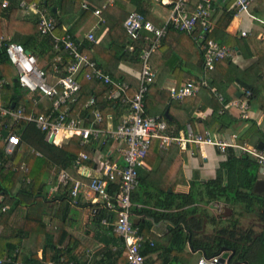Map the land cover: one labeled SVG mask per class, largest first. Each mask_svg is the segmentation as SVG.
<instances>
[{
	"label": "trees",
	"instance_id": "1",
	"mask_svg": "<svg viewBox=\"0 0 264 264\" xmlns=\"http://www.w3.org/2000/svg\"><path fill=\"white\" fill-rule=\"evenodd\" d=\"M22 1L27 4L36 2L39 9L47 7L56 21L55 33L60 36L65 34L74 36L87 14L65 30V25L70 24V20H67L68 17H66L70 14V0H8L7 7H3L2 0H0V37L5 38V42L23 44L27 50L39 57H44L47 61L54 60L56 53L53 51L49 37L43 36L41 39L38 37L39 14L34 13L31 18L26 19L17 17ZM261 1L264 0H255L252 4L250 8L252 15H264V6L256 5ZM141 2L142 0H133L137 11L148 19L149 10L141 5ZM55 6L57 7L56 11L53 10ZM88 11L89 9L86 13ZM220 11V17L210 37L221 43H226V40H223L220 35L233 21L235 9L226 5ZM124 20L119 21L113 26L114 30L109 32L111 37L108 42L112 43L109 50L118 56V62L137 64L140 63L141 54L146 47L145 35L148 33L142 31L135 39H131L124 29ZM162 26L163 24L157 27ZM172 31L192 39L186 32L179 31L169 25L167 33ZM97 38L94 42H90L86 38L81 42L80 48L82 52L88 54L97 61L99 66L103 67L99 53L100 46H103L105 42L97 43ZM193 44L195 43L193 42ZM130 46H133V50L129 49ZM63 53L67 60V54ZM196 54L198 55L197 70L204 74L203 53L198 48ZM173 57V71H182V67L177 68V61L181 60L182 56L175 52ZM225 64L230 66V59L218 61L215 69L209 70L208 86H202V90L210 92L216 86V71H219ZM187 73H191L190 80L198 82L199 77L196 74L193 76V73L188 70ZM85 74L86 69L78 76L82 89L73 105L74 114L81 111L88 116L92 108H86L84 104L92 98L95 100V107L101 110L104 118L114 108L121 107L120 102L108 99L110 89L108 85L100 81H90ZM111 74L118 79L122 78L113 72ZM5 78L6 82L1 84V80ZM14 78L13 65L6 53L5 46L2 45L0 46V101L4 105L11 102L24 105L28 113L31 110H35L37 114L47 113L51 106L50 101L42 99L40 103L35 104L32 98L27 95V90L15 82ZM124 80L127 81V79ZM180 83L178 81V85ZM246 87L252 92L251 101L255 96V90H253L255 87L252 85H246ZM157 93L158 90L153 84L144 97L147 115L155 114L153 112L154 103L151 99L153 94ZM217 100L218 98H214V101L217 102ZM229 100L230 98H226L225 102L227 103ZM223 108V105L217 104L215 110ZM159 116L167 121L168 133L173 137H179L180 130L185 129L184 124H178L177 129L174 130L170 128V125L176 123L177 120L170 121L163 112ZM169 116L172 117L171 113ZM228 127V124L215 118L210 132L227 130ZM14 131L20 135L21 145L11 157L5 159L7 163H0V197H3L0 200V223L7 224L11 228L9 235L0 234V258L11 259L3 264H19L21 262L41 264L44 261H59L61 258H64L63 264L71 262L83 264L86 249L90 248L91 242L90 240L82 241L70 231V221L65 220L70 212V203L66 202L68 198L66 190L60 197V200L63 201L58 203L56 196L55 198L49 197L50 189L45 180L52 169L57 172L55 178L62 169L72 170L73 163L81 152L89 155V159L84 161V164L92 165V155L97 149V141L91 140L89 144L82 145L81 139L75 136L65 142L51 143L47 140L45 132L37 128L35 124L26 121L18 122ZM255 131L256 139L251 142L255 147H258L260 143H264V132L258 128ZM205 132L201 131V133ZM250 136V133L238 136L237 143L244 144L246 140H250ZM107 145L108 142H105L100 147L105 149ZM172 145L164 148L160 146L159 140L154 139L144 165L138 168V185L132 193L133 205L130 208V218L145 238L142 253L148 257L157 253L161 264H187L191 259V251L188 250V246L193 251L203 252L206 257L218 255L223 248H227L233 253L231 258L233 264H264V192L255 191L260 170L258 162L245 154L238 156L232 148H228L227 159L221 162L214 178L203 181L196 173L195 177L188 182L189 191L178 192L176 184L186 183L185 181L178 179L173 182L171 177L155 178L159 174L164 160L167 159L168 150ZM0 153L1 156L5 155L1 137ZM38 153L41 155L39 156ZM168 157L171 159V156ZM23 162L29 169L24 174L20 170ZM154 163L157 164L155 168ZM169 163L171 164V160ZM180 163L181 161L177 165ZM145 165L150 166L151 170L145 169ZM28 179L30 182H27ZM17 187L18 191L14 193V189ZM120 191L119 180L109 181L108 192L114 203H116ZM215 204L221 208L224 206L225 210H228L226 209L228 207L233 213L226 217L225 212L216 215L211 210ZM6 205L9 206V209L7 212H3L2 207ZM81 206L92 208V225L98 235L97 239H92V241L94 244L103 243L106 263L117 264L121 258L128 262L124 240L113 231L112 225L103 224L105 219L112 223L117 214L106 207L95 208L89 203H82ZM245 220L247 222H244ZM156 225L160 226V231L155 229ZM207 225L214 227L211 233H207L205 230ZM114 247L117 249L114 250ZM39 252L42 253V257L38 255ZM148 260L150 261V259ZM150 264L154 263L150 261Z\"/></svg>",
	"mask_w": 264,
	"mask_h": 264
},
{
	"label": "built area",
	"instance_id": "2",
	"mask_svg": "<svg viewBox=\"0 0 264 264\" xmlns=\"http://www.w3.org/2000/svg\"><path fill=\"white\" fill-rule=\"evenodd\" d=\"M191 1L195 3L192 10H190ZM254 1L177 0L172 3L171 15L162 27H157L137 11L130 12L123 23L129 37L135 39L142 31L148 33L145 35L147 44L141 54L142 69L139 76V87L132 96L129 95V83L104 72L96 60L81 51V42L74 36L70 34L55 35L56 21L48 14L47 9H39L37 3L27 4L22 1L21 8L39 14L41 35L50 36L54 50L67 52L69 59L64 61L63 57L58 55L51 70H47L42 58L32 52L27 53L23 44L5 42V38L0 37V46H5L15 71V78L20 86L27 90L35 104L40 103L42 99H48L51 103L47 113L37 114L34 110L28 113L24 105H17L16 102H11L8 105L0 102V135L1 130L8 131V135L4 138L6 158L11 157L21 145V137L14 131L16 124L21 121L35 124L37 128L46 133L48 141L53 137L52 143L58 144L62 138L69 139L75 136L81 139L82 145L89 144L91 140L97 141L98 146L94 151L98 153L97 159L100 161L101 172L96 176L90 173L86 174L84 161L89 159V155L81 152L72 167V170H75V173L77 172L80 176H75L72 170L62 169L56 178L57 183L54 188L58 189L64 186L69 202L71 199L75 205L87 202L95 208L101 206L113 210L117 214L116 219L112 223L105 219L103 224L112 225L113 231L124 240L128 264H148L146 256L141 251L145 238L139 228L134 226L130 218V208L133 205L132 193L138 185V168L144 165L154 139H158L160 146L164 148L173 143H184L191 146L211 145L226 154L228 148L237 149L242 154L255 159L260 167H264V149L247 144H237L234 141L214 140L211 132L198 133L191 127L187 128L184 137H173L168 133V123L164 118L159 115H147L144 97L150 86L157 83L158 78L156 67L150 64L151 56L160 46L169 25L179 31L186 32L197 40L199 49L203 53L205 72L200 85L208 86L209 70H214L218 61L232 59L235 54L231 47L210 37L216 26L214 14L226 5L238 13H250ZM8 5V0H2L3 7ZM95 13L99 15L101 10H96ZM241 35L246 37L248 33L242 31ZM87 39L91 42L96 41L93 33H90ZM129 49L133 50V46H130ZM84 69H86L88 80L100 81L109 86L108 99L128 107V116L121 121L116 129L110 130L103 127L105 118L101 110L95 107L93 98L85 105L86 108H92L86 118L73 115V105L82 89L78 75ZM5 82L6 79L1 80V84ZM200 85L193 81L173 85L168 90L169 95L172 99L183 101L186 97L195 95L201 87ZM244 95L245 99L239 100L235 105H239L242 117L249 118V98L252 92L244 89ZM219 99L223 102L221 96ZM110 140L122 142L123 146L120 149L123 158L122 164L111 161L107 155L102 154L100 145ZM38 155L41 154L38 153ZM6 158H0V163H7L5 162ZM111 180H119L121 186L116 203L112 201L108 192ZM89 195H92L91 198ZM81 197L88 198H84V201ZM8 209V206L2 207L3 212H7ZM220 209L222 208L220 207ZM221 257L222 254L213 257H206L202 254L196 264H233L229 263L227 259L224 263H220ZM10 260V258H0V264ZM63 262L64 258H61L59 261L50 260L41 264H63Z\"/></svg>",
	"mask_w": 264,
	"mask_h": 264
},
{
	"label": "crops",
	"instance_id": "3",
	"mask_svg": "<svg viewBox=\"0 0 264 264\" xmlns=\"http://www.w3.org/2000/svg\"><path fill=\"white\" fill-rule=\"evenodd\" d=\"M176 1L177 0H142L141 5H144L145 8L149 10L147 16L148 19L156 26H159L162 24L164 25L168 21L171 15L172 3ZM194 4L193 1L190 2V10L194 8ZM42 9H47L48 14L53 17L47 7ZM87 9H89V13H86ZM99 9L101 10V13L98 15L95 11ZM220 9L217 10L218 13L216 12L214 14L215 24L220 17ZM53 10L56 11L57 7H53ZM132 11H137V6L133 3V0H70V14L66 16L68 17L67 20H70V24L68 26L65 25L64 27L65 30L72 27L73 23L87 14L80 28L75 32L74 37L82 42L83 40H86L90 33H93L95 38L98 37L97 43H100L101 41L105 42L103 43V46H100L99 55L103 64V67L100 66V68L106 73L111 74L113 72L120 75L123 80L127 79V82L130 85V96H132L139 87V76L142 69V63L141 61L137 64L124 61L118 62V56L109 50L112 43H109L108 41L111 37L109 32L114 30L113 26L119 21H122V19H126L128 14ZM32 15H34L33 11H26L24 8H20L17 17L20 19H26L31 18ZM242 31H247L248 35L242 37ZM55 35L57 34L55 33ZM220 36L223 37V40H226L225 44L231 47L235 51V54L234 57L230 59V66L225 64L219 69V71H216V86L212 88L210 92L202 90V86L200 85L204 74L197 70L196 62L198 61V55L196 54V51L199 48L197 40L192 36H190L192 39H189L179 32L172 31L167 35V40L164 38L163 41L160 42V48L158 47L154 51L150 60V64L153 67H156L158 71L157 83L154 84L158 93L153 94V98L151 99L154 103L153 112L155 113L154 115H160L161 112H163L170 121L177 120L176 123L170 125V128H173L174 130L177 129L178 124H184L185 129L180 130L179 137H184L186 135L188 127H191L198 133H201L202 130L210 132V127L215 121V118H219L222 122L228 124L229 127L227 130L223 131H211L214 140H228L237 143L238 136L250 133V140H246L244 144L254 146L252 142L257 136L255 131L256 128L264 132V15L254 16L251 12L238 13L235 10L233 21ZM38 37L39 39L43 38L40 31ZM47 37H49L50 43L52 44V38L50 36ZM193 42L195 44H193ZM53 51L56 53V57L61 55L64 61L69 59L67 52H56L54 48ZM63 52L67 54V60L65 59ZM175 52L182 56L181 60L178 59L177 61V68L182 67V71L174 72L172 69V59L174 60L173 55ZM41 58L47 70H51V66L55 59L47 61L44 57ZM187 70L192 72L193 76L196 74L199 77L198 82H193H196L201 87L195 95L186 97L183 101L172 99L168 91L171 86L178 85V81L181 82L180 84L192 81L190 80L191 73L188 74ZM83 71H81L79 75ZM208 77L209 73L207 75V78ZM246 85H252L255 87L253 89L255 90V96L251 101L249 98V118L242 117L239 105H235L239 100L245 99L244 89H248ZM27 95L30 97L29 93H27ZM220 96L223 98V102L219 99ZM214 98H218V103L214 101ZM226 98H230L227 103L225 102ZM87 102H85L84 105H86ZM217 104L223 105L224 108L216 111L215 107ZM170 113L172 117L169 116ZM128 114L129 111L127 106L114 108L106 116L103 127L110 130L116 129ZM73 115H80L84 118L87 117V115L81 113V111H77V113H73ZM189 117H191L190 120ZM3 131L6 130H1L0 137L4 144L5 137L2 134ZM65 139L67 138H62L60 143ZM122 146L123 144L121 141L110 140L108 141L107 147L101 149L102 154L107 155L111 161H117L122 164L123 158L120 151ZM233 152L238 156L243 155L237 149H233ZM97 155L98 153H95L94 151L92 155L93 164H85L84 167L85 171H87L85 172L86 174L90 173L93 176H96L101 172L100 161L97 159ZM168 156H171V159ZM0 158H6V156L0 155ZM166 158L167 159L164 160V163L159 170V174L155 176V178L171 177L173 182H176L178 179L185 181L186 183L176 184V191L188 192L190 189L188 182L195 177L196 173L203 181L214 178L216 170L219 168L221 162L226 161L227 154L222 153L219 148L211 145L191 146L185 145L184 143H174L168 150ZM170 160L171 164L169 163ZM179 161H181V163L177 165ZM153 166L155 168L157 164L154 163ZM22 167L20 168L21 173L24 174L29 171L25 162L22 163ZM145 169L151 170V167L147 165ZM72 173L77 177L80 176L77 172L75 173V170H72ZM27 182H30V179H28ZM49 189V197L55 198L56 196V201L61 203L63 200H60V197L65 192L64 186H61L58 189H55L54 187L51 188L50 186ZM17 191L18 187L14 189V193ZM91 196L92 195H89L90 198ZM68 198L66 202L70 203V212L65 220L70 221L71 233L81 238L82 241L90 240L91 242L90 248L86 249L83 264H115L113 262L106 263L103 243L94 244L92 241V239H97L98 237L92 225V208L90 206H81L82 204L75 205L71 199L69 202ZM81 198L85 201L84 198L88 197ZM2 199L3 197H0V200ZM226 209L230 210L228 207ZM211 210L216 215L225 212V217L233 213L231 210H225L224 206L220 209V206L218 207L216 204L211 207ZM248 219L250 220V218ZM244 222H247V220ZM159 227V225H156L155 229L158 230ZM213 228L212 225H207L205 230L207 233H211ZM89 230L91 231L88 232ZM10 233V226L0 223V234L6 236ZM113 249L115 250L117 248L114 247ZM188 250L191 251V259L187 264H196L201 255L204 254L201 251H193L190 246H188ZM38 255L42 257L41 252H39ZM196 255L197 258L195 260ZM148 259L154 264H161V260L157 253L149 257L146 256V261L150 264ZM70 264L74 263L71 262ZM117 264H128V262H126L124 258H121Z\"/></svg>",
	"mask_w": 264,
	"mask_h": 264
},
{
	"label": "water",
	"instance_id": "4",
	"mask_svg": "<svg viewBox=\"0 0 264 264\" xmlns=\"http://www.w3.org/2000/svg\"><path fill=\"white\" fill-rule=\"evenodd\" d=\"M27 53H31V51L27 50ZM15 82H17L16 78H15ZM2 134L4 137H6L8 135V131H3ZM49 142H51V143L53 142V137L50 138ZM258 148L264 149V143H260L258 145ZM255 191L260 192V193L264 192V167H260L258 181H257L256 186H255ZM228 211H230V210L228 209ZM230 252L231 251L228 250L227 248L222 249L221 253H219V254H222V257L220 258V263H224V261L226 259L229 263L231 262V258L233 256V253L231 252V254H230Z\"/></svg>",
	"mask_w": 264,
	"mask_h": 264
},
{
	"label": "rangeland",
	"instance_id": "5",
	"mask_svg": "<svg viewBox=\"0 0 264 264\" xmlns=\"http://www.w3.org/2000/svg\"><path fill=\"white\" fill-rule=\"evenodd\" d=\"M260 5L261 7L264 6V1H261V2H257L256 5ZM67 139L64 140V142L66 141ZM57 174V172L55 171V169H52L49 171V175H48V178L45 180V183L47 186H51L52 187H55L56 183H57V179L55 178V175ZM49 186V187H50ZM62 191V190H61ZM161 229H158V231H160ZM197 258V255L195 257V260Z\"/></svg>",
	"mask_w": 264,
	"mask_h": 264
},
{
	"label": "bare ground",
	"instance_id": "6",
	"mask_svg": "<svg viewBox=\"0 0 264 264\" xmlns=\"http://www.w3.org/2000/svg\"><path fill=\"white\" fill-rule=\"evenodd\" d=\"M58 138H59V136H58Z\"/></svg>",
	"mask_w": 264,
	"mask_h": 264
},
{
	"label": "clouds",
	"instance_id": "7",
	"mask_svg": "<svg viewBox=\"0 0 264 264\" xmlns=\"http://www.w3.org/2000/svg\"><path fill=\"white\" fill-rule=\"evenodd\" d=\"M104 116V115H103Z\"/></svg>",
	"mask_w": 264,
	"mask_h": 264
}]
</instances>
